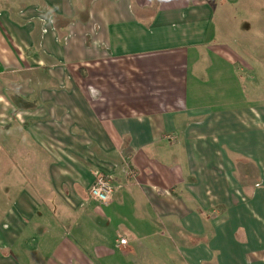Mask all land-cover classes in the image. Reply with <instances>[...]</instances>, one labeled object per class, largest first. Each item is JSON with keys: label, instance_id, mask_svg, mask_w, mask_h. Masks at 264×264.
I'll list each match as a JSON object with an SVG mask.
<instances>
[{"label": "crops", "instance_id": "0c3cea01", "mask_svg": "<svg viewBox=\"0 0 264 264\" xmlns=\"http://www.w3.org/2000/svg\"><path fill=\"white\" fill-rule=\"evenodd\" d=\"M237 1L0 0V264L59 239L86 264H264V63L214 45L264 20Z\"/></svg>", "mask_w": 264, "mask_h": 264}, {"label": "rangeland", "instance_id": "374dc122", "mask_svg": "<svg viewBox=\"0 0 264 264\" xmlns=\"http://www.w3.org/2000/svg\"><path fill=\"white\" fill-rule=\"evenodd\" d=\"M241 0H238L234 5H232L234 11H236L237 7H241ZM264 16V15H263ZM237 20H233L231 22L228 23V30L224 31L225 33H228L227 39H220L219 42H217L216 44H214L215 46L220 45L223 46L224 44H226L225 46L227 47H231L234 50V54L233 51L230 50L232 52V55L234 57H237V54L239 57L243 58V55L239 53L240 48H244V40H247L248 45L252 46V45H257L259 46V50H256V52H253L252 48H251V54L245 55L248 60L250 62H257L259 59L260 62L264 63V20L260 21V22H254V21H248V20H244L241 17H239L237 15ZM260 23V25L255 28V26ZM261 30L260 35L258 34V30ZM259 41L261 42L260 44ZM264 66V64H263ZM248 71L246 70L244 73H238L236 72V70H234V74H236L235 78H234V83L235 84H231L232 82H230L229 84V89H233L234 87H237L238 85L243 88V80L245 82L246 85L249 86L250 90L254 91V87L255 84L253 83V80L250 78H253L250 74H248ZM252 73V72H250ZM193 78V75H191ZM242 79H239V77ZM250 76V78L248 77ZM257 77V81H261L264 83V69H261V74L256 72V74L254 75V77ZM235 93V98H237V100H240V95L237 94V92ZM259 96H261V102L260 103H264V85H260V91H259ZM247 98V95H245V99ZM252 100H254L253 96L250 99V103L252 102ZM258 103V101H257ZM14 167V166H13ZM28 185L29 182L27 183ZM63 238L66 241H74L73 236L72 235H68V233H64ZM75 238V235H74ZM75 241L77 244V238H75ZM65 243L64 240L59 239L57 246H54L53 249L51 250H46L45 253H42V256H47L49 258V260L46 261H32V262H36L35 264H86L81 262V257L79 255L75 256V258L71 259V255H69L68 251L66 250L65 254L61 253V250L63 249V244ZM80 248H83V245H79V243L77 244ZM55 249L59 250L58 252H55ZM54 255H51V254ZM91 264H101V261L98 258H95L94 260L90 261Z\"/></svg>", "mask_w": 264, "mask_h": 264}, {"label": "built area", "instance_id": "2783aa9c", "mask_svg": "<svg viewBox=\"0 0 264 264\" xmlns=\"http://www.w3.org/2000/svg\"><path fill=\"white\" fill-rule=\"evenodd\" d=\"M89 192L93 198L106 204L110 203L114 192V187L110 177L101 170L95 171L94 181ZM119 245L121 247H125L127 245V239L122 237L119 240Z\"/></svg>", "mask_w": 264, "mask_h": 264}]
</instances>
